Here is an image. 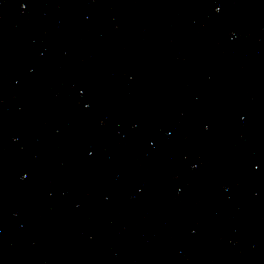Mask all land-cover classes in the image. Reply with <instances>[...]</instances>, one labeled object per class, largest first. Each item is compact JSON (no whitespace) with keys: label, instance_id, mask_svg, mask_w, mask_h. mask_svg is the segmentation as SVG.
Listing matches in <instances>:
<instances>
[{"label":"water","instance_id":"water-1","mask_svg":"<svg viewBox=\"0 0 264 264\" xmlns=\"http://www.w3.org/2000/svg\"><path fill=\"white\" fill-rule=\"evenodd\" d=\"M0 264H264V0H216L1 128Z\"/></svg>","mask_w":264,"mask_h":264}]
</instances>
